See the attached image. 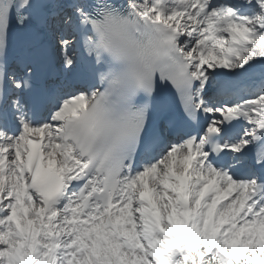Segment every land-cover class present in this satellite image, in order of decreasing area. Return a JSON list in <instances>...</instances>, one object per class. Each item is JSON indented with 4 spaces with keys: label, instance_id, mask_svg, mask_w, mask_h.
<instances>
[{
    "label": "snow or ice",
    "instance_id": "snow-or-ice-1",
    "mask_svg": "<svg viewBox=\"0 0 264 264\" xmlns=\"http://www.w3.org/2000/svg\"><path fill=\"white\" fill-rule=\"evenodd\" d=\"M98 15L164 24L183 81ZM0 264H264V0H0Z\"/></svg>",
    "mask_w": 264,
    "mask_h": 264
},
{
    "label": "clouds",
    "instance_id": "clouds-1",
    "mask_svg": "<svg viewBox=\"0 0 264 264\" xmlns=\"http://www.w3.org/2000/svg\"><path fill=\"white\" fill-rule=\"evenodd\" d=\"M140 27L142 34H137L135 25L114 22L101 15L97 16L95 24H89L102 57H106L112 65L123 69L132 64L139 70L147 65L149 74L171 75L176 81H183L178 67L183 60L169 39L172 34L167 27L151 21L142 23ZM186 83L191 86L190 82ZM170 86L174 87L171 83Z\"/></svg>",
    "mask_w": 264,
    "mask_h": 264
}]
</instances>
